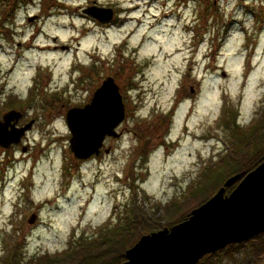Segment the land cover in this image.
I'll list each match as a JSON object with an SVG mask.
<instances>
[{
	"label": "rangeland",
	"instance_id": "1",
	"mask_svg": "<svg viewBox=\"0 0 264 264\" xmlns=\"http://www.w3.org/2000/svg\"><path fill=\"white\" fill-rule=\"evenodd\" d=\"M245 1L217 0L200 11L198 0H98L105 5L100 7L121 10L122 20L105 27L71 16L72 6L85 0H33L29 11L38 13L46 4L55 16L34 24L22 16L10 41L0 0V119L13 109L25 114L20 125L34 119L27 138L0 145V261L18 236L24 237L26 255L64 250L73 234L92 233L111 219L116 223L133 196L154 211L157 202L181 196L228 152L226 111H234L244 128L264 103V10L257 30L250 11L264 0H248L249 10ZM35 30L39 45L53 44L55 35L58 44L83 35L82 46L65 51L15 45ZM39 63L44 70L31 94ZM90 69L100 79L90 77ZM101 70L120 85L127 116L117 129L121 137L78 161L65 115L86 104ZM10 98L18 108L7 107ZM249 241L205 264H262L264 258L253 253L256 243Z\"/></svg>",
	"mask_w": 264,
	"mask_h": 264
},
{
	"label": "water",
	"instance_id": "2",
	"mask_svg": "<svg viewBox=\"0 0 264 264\" xmlns=\"http://www.w3.org/2000/svg\"><path fill=\"white\" fill-rule=\"evenodd\" d=\"M90 14L108 22L114 17V9L95 5ZM126 115L120 85L109 76L95 91L90 103L71 107L65 115L74 158L85 161L99 155L107 137H121L117 128ZM22 116L13 109L0 119V145L9 147L26 136L34 121L19 127ZM238 178L239 175L229 178L185 221L142 235L126 251L127 260L123 264H197L208 254L264 233V161L226 194V188ZM35 219L36 214H33L28 222L33 223Z\"/></svg>",
	"mask_w": 264,
	"mask_h": 264
},
{
	"label": "trees",
	"instance_id": "3",
	"mask_svg": "<svg viewBox=\"0 0 264 264\" xmlns=\"http://www.w3.org/2000/svg\"><path fill=\"white\" fill-rule=\"evenodd\" d=\"M3 11V9L1 10ZM122 72L125 66L118 67ZM131 84V81H130ZM59 100L57 94L52 95ZM29 102L21 103L20 108ZM7 107L18 108L14 99L10 98ZM22 110V109H21ZM259 116L250 126L242 127L238 124L236 114L231 109L226 111L223 125L232 136L228 142V152L218 161L207 165L199 174L196 181L189 184L188 189L179 197L163 204L157 202L154 211L145 208L138 198L129 202L125 211L119 213L117 221L106 222L104 226L95 228L92 233L81 231L70 238L69 247L51 253L26 255L22 236L13 237L0 264H122L126 261V251L134 246L142 235L171 228L175 224L185 221L191 216L194 209L204 204L225 182L236 175L238 180L227 187L230 193L246 174L254 170L264 161V103ZM135 181V180H134ZM133 189H136L135 183ZM146 200V199H145ZM121 206V204H120ZM118 207V206H117ZM249 242L256 243L253 253L264 258V233L256 236ZM240 244L229 245L219 252L232 254V248ZM219 252L207 255L198 264H205ZM213 264V262H212Z\"/></svg>",
	"mask_w": 264,
	"mask_h": 264
},
{
	"label": "flooded vegetation",
	"instance_id": "4",
	"mask_svg": "<svg viewBox=\"0 0 264 264\" xmlns=\"http://www.w3.org/2000/svg\"><path fill=\"white\" fill-rule=\"evenodd\" d=\"M45 1H47V0H40L41 5H42V3H45ZM79 1H81V0H79ZM83 1L84 0H82V2ZM210 1H212L211 4H210ZM32 2H33V0H32ZM32 2L28 1V3H27L26 0H4V8H3L2 12H3V27H4V31H5L4 35H5L6 39H9L10 41H12L13 37H15L17 35V33H16V29H18L17 24H20L19 19L22 16H25V21L29 24H34L38 21L47 22L51 17L55 16L54 13H51L52 12L50 10L51 7L46 5V4H44L43 7H41L39 9L38 13H33V12L29 11V7L27 5L29 3H32ZM198 3H199V6L196 7V9L201 11V9L204 6V3L207 4L208 7L210 6V8H212V6L213 5L215 6V4L217 3V0H206V1L205 0H198ZM245 4L247 5L245 8L247 10H249L250 7L248 6V4H249L248 0L245 1ZM60 5H62V4H60ZM95 5L105 6L104 4L99 3L98 0H85L84 4L81 3L75 7L72 6L73 12L72 11L70 12L71 16H73L72 13H75L78 16V18H80V17L85 18V19H87V21H90L91 19H93V21L95 23L100 24V25H104L105 27H107L108 25H112L116 21L122 20V18L120 17L121 16V10L117 11L115 9V7H113V6H106V7H113V9H114V18L111 22H102V21L98 20L97 18H95L94 16H92L90 14L91 7L95 6ZM44 6H47L48 10H45ZM262 10H264V3H263V5H256L254 3L252 6V9L250 10L255 15L257 21L261 19V13H263ZM23 11H25V13H22ZM66 14H68V13H66ZM25 21H23L22 23H24ZM137 21H139V20H137ZM73 26L75 27L74 24H73ZM200 35L202 37L203 33H201ZM38 36H39V31L35 30L27 40L16 41L15 45L18 46L19 48H38L40 50L61 49V50H65V51H74V50L79 51L81 46H82V36L83 35L73 36L69 44H58L57 41L59 40V37H58V35H55L53 37L54 43L53 44H46V45H39L35 42V40H37ZM18 52H17V55H18ZM79 62H80V60H79ZM101 68H103V67H101ZM94 69L96 70V68H94ZM94 69H90V73H91L90 77H94L95 75H97V77L100 79V77H99L100 74L94 73L95 72ZM43 70H44V68L42 67V63H39L38 66L34 67V73H33L32 77H33V79H36V82H32V84L30 86V87H32L31 88V94L33 92H35L37 89H39V87H38L39 80H40L39 77L41 76L40 73ZM100 72H102L103 78H102V80H99L95 84V89L93 90V92H92L91 96L89 97L88 101L86 102V104L91 101L92 95H94V92L96 91V89H98V87H100L102 82L108 77L106 75L105 70H101ZM43 86L44 85L41 86V84H40L41 90L46 89ZM23 116H25V114ZM18 124H19V126H23V125H20V122ZM25 138H27V137H25ZM109 139H112V137H107L106 141H108Z\"/></svg>",
	"mask_w": 264,
	"mask_h": 264
}]
</instances>
